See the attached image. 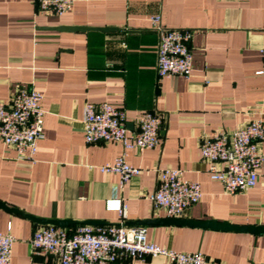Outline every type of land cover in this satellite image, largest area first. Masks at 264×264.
I'll return each mask as SVG.
<instances>
[{"label":"crops","instance_id":"0c3cea01","mask_svg":"<svg viewBox=\"0 0 264 264\" xmlns=\"http://www.w3.org/2000/svg\"><path fill=\"white\" fill-rule=\"evenodd\" d=\"M60 14L43 12L36 0H0V101L19 87L42 94L43 135L34 162L0 142V230L10 232V264H59L53 254L32 253V233L44 220L116 223L106 199L126 204L125 222L144 225L146 239L169 249L201 252L226 264H264V233L199 225L150 223L167 218L152 207L157 170L174 168L197 181L200 200L181 219L264 227V159L256 184L229 194L211 179L200 142L264 121V0H72ZM166 28L190 29L188 77H158V36L150 17ZM88 27L85 30L67 27ZM108 27L103 31L99 28ZM107 102L125 111L133 130L144 111L161 118L160 142L132 148L126 159L140 172L122 183L112 163L120 143H86V103ZM264 157V141L259 145ZM57 226V225H55ZM62 227V226H58ZM114 264H171L160 256Z\"/></svg>","mask_w":264,"mask_h":264},{"label":"built area","instance_id":"2783aa9c","mask_svg":"<svg viewBox=\"0 0 264 264\" xmlns=\"http://www.w3.org/2000/svg\"><path fill=\"white\" fill-rule=\"evenodd\" d=\"M38 9L60 15L68 11L72 0H36ZM158 36L156 73L158 77H188L192 69L189 47L191 30L166 28L160 15L150 17ZM264 66V45L260 48ZM264 71H259L263 73ZM42 94L28 87H19L8 102L0 101V142L13 147L17 156L34 162L37 143L43 135ZM162 118L154 111L142 112L133 130L126 126L125 111L107 102L86 103L83 131L86 143L117 142L122 152L112 163L100 165L105 172H115L122 183L140 172L126 159L132 148H153L160 142ZM264 141V121L254 119L233 131H219L204 137L200 153L208 163L211 179L222 184L229 194L252 188L263 163L259 145ZM197 181L181 177L174 168L157 170V185L149 198L155 210H162L169 218L181 217L186 209L201 198ZM108 210L117 211L116 223L98 225L78 224L72 229L46 225L32 233L29 240L32 253L53 254L59 264H114L119 260H142L147 256L166 258L171 264H226L201 252L169 249L146 239L144 225L125 222L126 204L120 198L105 201ZM10 232L0 230V264H10L12 244Z\"/></svg>","mask_w":264,"mask_h":264},{"label":"water","instance_id":"95a60500","mask_svg":"<svg viewBox=\"0 0 264 264\" xmlns=\"http://www.w3.org/2000/svg\"><path fill=\"white\" fill-rule=\"evenodd\" d=\"M69 29H78V30H85L88 29V27H81V26H73V27H67ZM100 30L107 31L111 30L108 27H103L99 28ZM1 207H5L3 203H0ZM8 208L9 210L15 211L13 208L5 207ZM42 223H47V224H54L57 226H68L69 224L72 223V221L69 220H44L41 221ZM156 222H161V223H169V224H188V225H199L203 227H209L212 229H222V230H237V231H250L253 233H264V227L262 226H239V225H233L229 224L227 222H218L215 220H206V221H192V220H186V219H181V218H163V219H157V220H151V219H146L143 221H139L141 224H150V223H156ZM83 224H92V225H98V224H104L103 221H85Z\"/></svg>","mask_w":264,"mask_h":264}]
</instances>
